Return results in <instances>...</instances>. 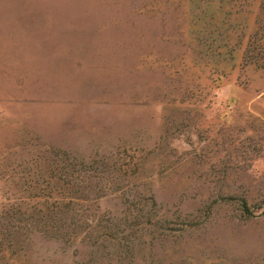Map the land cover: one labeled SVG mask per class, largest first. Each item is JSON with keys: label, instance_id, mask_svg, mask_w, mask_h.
I'll return each instance as SVG.
<instances>
[{"label": "rangeland", "instance_id": "rangeland-1", "mask_svg": "<svg viewBox=\"0 0 264 264\" xmlns=\"http://www.w3.org/2000/svg\"><path fill=\"white\" fill-rule=\"evenodd\" d=\"M0 264H264V0H0Z\"/></svg>", "mask_w": 264, "mask_h": 264}]
</instances>
